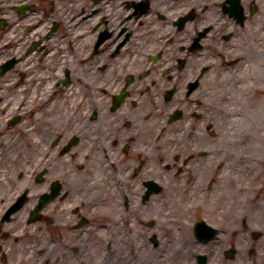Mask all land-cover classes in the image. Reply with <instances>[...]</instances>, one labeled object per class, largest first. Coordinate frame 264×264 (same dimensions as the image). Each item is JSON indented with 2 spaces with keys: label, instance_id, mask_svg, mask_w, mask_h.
Returning a JSON list of instances; mask_svg holds the SVG:
<instances>
[{
  "label": "flooded vegetation",
  "instance_id": "flooded-vegetation-1",
  "mask_svg": "<svg viewBox=\"0 0 264 264\" xmlns=\"http://www.w3.org/2000/svg\"><path fill=\"white\" fill-rule=\"evenodd\" d=\"M9 11L12 0H0V12ZM74 12H65L66 30L81 43L68 31L66 46L92 67L82 73L100 100L94 116L75 120L99 136L51 144L48 210L34 220L32 247L9 243L0 220V264H86L85 224L95 221L82 217L86 189L111 192V220H96L111 227L110 241L96 247V264H264V0H79ZM10 51L4 46L2 56ZM169 106L176 142L165 155L146 131L150 111ZM247 128L256 131L249 178ZM232 174L242 179L235 204L227 198ZM151 181L155 201L143 199ZM166 191L177 195L173 215L166 205L158 211Z\"/></svg>",
  "mask_w": 264,
  "mask_h": 264
},
{
  "label": "rangeland",
  "instance_id": "rangeland-1",
  "mask_svg": "<svg viewBox=\"0 0 264 264\" xmlns=\"http://www.w3.org/2000/svg\"><path fill=\"white\" fill-rule=\"evenodd\" d=\"M76 88H78V90L80 89L79 92H78V101H79V98L83 96L82 97L83 100L80 99V105L82 103L86 102L85 105L82 107V109L84 111H87V109H88V111H89L93 107V105L91 103V97H89V93H88L91 90V88H87V90H84L81 87L75 86V89ZM85 95H87V96H85ZM73 97L75 99V93H74ZM84 98H86V99L84 100ZM35 109L36 108L31 106V111L34 112ZM10 111L11 110H9V111L6 110L5 113L3 114L4 117H6V118L8 117L9 118L8 115L10 113L8 114V112H10ZM31 111H29L27 114L23 115V116L27 117L28 120L32 116ZM66 118H68V117H66ZM40 125H41V127L39 128L40 133H38L37 136H34V137L32 136L35 139V141L33 140V138H32V140L24 139V140L21 141V143L18 146L17 145L14 146V147L12 146L13 147L12 149L6 151L7 155H6V158L3 159V161H4L3 166L7 169V175L1 169L0 173H2V175L6 178V180L0 183V187L2 186L3 189L5 191H7V193H9L8 197H10V195H13V194L17 193L18 191H20V189L22 188V185L28 179V175L26 174V171H24L22 174L20 172V170H22V168L21 167L19 168V166H18V165H20V162H22L23 165H24L25 161H28L29 163H31V161H32L31 167L28 170H30L32 167H34V169H36V165H37L38 161H34V156H35L34 147H35V144H39V142L42 143V144L39 145V148H35V150L36 149L39 150L41 146L44 145L46 147V143L47 142H51V139L47 135L45 122H42ZM161 125H163V124H160L158 126V128H155V129H150L149 128L150 133H149V131H147L146 135L150 139V141H151V139L154 136L158 135V138H157L158 142L162 141V142L165 143L164 144L165 152H166V154H169L170 150H171V147H173V142H175V138H174L175 137V128L172 127L170 129H168L167 126H162L161 128H159ZM62 126H60V128H61L60 132L62 134H65L66 133L65 132V126L66 125L63 124ZM23 127H25L24 123H23ZM95 128L96 129L92 130L94 132V136H95L94 138H98L99 130H98L97 127H95ZM159 129H160V131H159ZM8 130H9V128L7 129V126L5 124V129H4V133L5 134H4L3 138H4V140H6L7 144H9V142H10V139H9L10 136L13 138V137H16L18 132L22 133L21 129L19 130V129L16 128L15 131H14L15 134L14 135H9L8 134ZM88 130L89 129L86 128V131H88ZM255 134H256V131L253 128H247L246 129V136H245V141L246 142H243V143H245L244 145L242 143V151H245V153L247 155H250L251 158H252L251 162H247V166H245L244 171H250L251 174H253V172L255 170V161H254V148L256 146ZM41 140H43L44 142H42ZM6 145H4V146H6ZM42 149H44V148H42ZM43 152H45V151H43ZM35 162H37V163L35 164ZM18 171L20 173H18L17 175H20L22 179L16 182V179H14V178H15V175H16V173ZM18 179H20V178H18ZM234 180H236V179H230L231 183L229 184L228 193H227V198H228V195H230V201L229 202L231 204H235V203L239 202V200L237 199V197H238L237 193L242 191V189H240V187H242V180L241 179H237L236 181H234ZM250 181L253 182L254 179H250ZM41 189H43V188H40V190ZM159 199L162 201L163 207L159 208L158 211L163 209L165 207V205H166L167 212L171 213L173 215L174 212H175L174 210H175V205H176V202H177L176 193H172V192L166 191L161 196H159ZM27 205H30V204H27ZM154 205H155V203H154V201H152L151 206H154ZM106 214H107V216L105 215L104 218L109 220L111 218V211H108ZM151 214H153V213H151ZM121 216H122V214H120V217ZM18 217H16V219H18ZM20 217H22L20 219H24L26 217L25 213L22 212ZM168 218H173V217H168ZM174 227H176L175 226V222H174ZM106 234H107V236L103 238V240H104L103 242H106L107 240H109V237H110V234H111V227L110 226H109L108 231H107ZM164 236H165V233H163V237ZM174 239H175V231L172 232L171 235H169L167 237V244L170 245V246H173L174 245Z\"/></svg>",
  "mask_w": 264,
  "mask_h": 264
},
{
  "label": "bare ground",
  "instance_id": "bare-ground-1",
  "mask_svg": "<svg viewBox=\"0 0 264 264\" xmlns=\"http://www.w3.org/2000/svg\"><path fill=\"white\" fill-rule=\"evenodd\" d=\"M10 52H12V51H10ZM59 64H60V62H59ZM31 70H33V71H39V67H35V68H31ZM40 83H36L35 85H34V89L33 90H31V92H29V88L28 87H25V85H24V83H22L20 86H18V88L16 89H14V90H11V94H13L14 92H16V90H17V96L18 97H20V94L21 95H24V94H26L27 93V95H28V93H32V92H34L35 90L37 91V90H39L40 89V87H38V85H39ZM27 86V85H26ZM43 86H47V85H45V84H43ZM68 93H66L65 95H64V97H68L70 94H68ZM43 95H46V93L45 92H43V93H41V97H43ZM44 98V97H43ZM31 101H32V99L29 97L28 98V101H27V103H26V107H25V109L26 108H28L29 106H30V103H31ZM45 101H47V100H45ZM35 102H33V103H31V104H34ZM16 110L15 109H12L11 110V113H13V112H15ZM0 121H1V117H0ZM15 128V127H14ZM22 169H23V167H22ZM6 193L7 192H4V194H1L2 196H4V195H6Z\"/></svg>",
  "mask_w": 264,
  "mask_h": 264
}]
</instances>
